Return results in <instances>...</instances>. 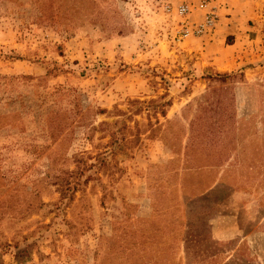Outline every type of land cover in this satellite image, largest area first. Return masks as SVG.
I'll return each instance as SVG.
<instances>
[{
  "label": "rangeland",
  "instance_id": "obj_1",
  "mask_svg": "<svg viewBox=\"0 0 264 264\" xmlns=\"http://www.w3.org/2000/svg\"><path fill=\"white\" fill-rule=\"evenodd\" d=\"M235 263L264 264V0H0V264Z\"/></svg>",
  "mask_w": 264,
  "mask_h": 264
},
{
  "label": "built area",
  "instance_id": "obj_2",
  "mask_svg": "<svg viewBox=\"0 0 264 264\" xmlns=\"http://www.w3.org/2000/svg\"><path fill=\"white\" fill-rule=\"evenodd\" d=\"M199 4H200L199 8L206 7L205 1ZM190 7L191 5L186 1L180 2L175 7V13L179 17L178 19V27H179L178 33L180 34L179 38H184L188 35L203 36V35L211 34L216 22L215 10H213L212 8H207L203 12V16L199 21H193L190 20L187 16ZM163 9H165L167 12L172 10L171 5L167 2L163 4Z\"/></svg>",
  "mask_w": 264,
  "mask_h": 264
},
{
  "label": "crops",
  "instance_id": "obj_3",
  "mask_svg": "<svg viewBox=\"0 0 264 264\" xmlns=\"http://www.w3.org/2000/svg\"><path fill=\"white\" fill-rule=\"evenodd\" d=\"M212 34H213V33H212ZM212 34H211V35H212ZM211 35H210V34H208V35H203V36H206V37H207V36H211Z\"/></svg>",
  "mask_w": 264,
  "mask_h": 264
},
{
  "label": "trees",
  "instance_id": "obj_4",
  "mask_svg": "<svg viewBox=\"0 0 264 264\" xmlns=\"http://www.w3.org/2000/svg\"><path fill=\"white\" fill-rule=\"evenodd\" d=\"M212 257H210L209 259H211ZM235 264H237V263H235Z\"/></svg>",
  "mask_w": 264,
  "mask_h": 264
}]
</instances>
